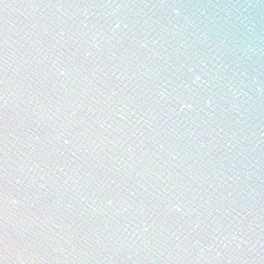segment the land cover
<instances>
[{
    "label": "water",
    "instance_id": "95a60500",
    "mask_svg": "<svg viewBox=\"0 0 264 264\" xmlns=\"http://www.w3.org/2000/svg\"><path fill=\"white\" fill-rule=\"evenodd\" d=\"M0 262L11 264V169L5 0H0Z\"/></svg>",
    "mask_w": 264,
    "mask_h": 264
},
{
    "label": "clouds",
    "instance_id": "9594fccd",
    "mask_svg": "<svg viewBox=\"0 0 264 264\" xmlns=\"http://www.w3.org/2000/svg\"><path fill=\"white\" fill-rule=\"evenodd\" d=\"M174 11H176L175 9H174ZM117 26H119V25H117ZM196 79H199V77H196ZM188 105H181V107H187ZM177 211H179V208H177Z\"/></svg>",
    "mask_w": 264,
    "mask_h": 264
},
{
    "label": "snow or ice",
    "instance_id": "6c2138e0",
    "mask_svg": "<svg viewBox=\"0 0 264 264\" xmlns=\"http://www.w3.org/2000/svg\"><path fill=\"white\" fill-rule=\"evenodd\" d=\"M64 143H65V144H67V143H68V141H67V140H64ZM0 264H2V262H0Z\"/></svg>",
    "mask_w": 264,
    "mask_h": 264
}]
</instances>
